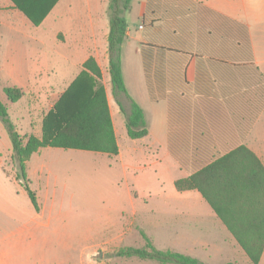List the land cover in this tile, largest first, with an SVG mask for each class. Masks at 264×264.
<instances>
[{
  "label": "crops",
  "instance_id": "crops-1",
  "mask_svg": "<svg viewBox=\"0 0 264 264\" xmlns=\"http://www.w3.org/2000/svg\"><path fill=\"white\" fill-rule=\"evenodd\" d=\"M146 2L130 3L128 15L136 7L135 36L131 39L127 24L120 61L126 93L142 110L148 133L132 140L127 154L119 147L116 156L102 154L116 158L123 171L133 175L126 193L130 204L123 207L119 200L116 216L127 215L132 222L154 226L155 211L138 199L143 179L151 175L143 172L152 164L159 170L154 171L155 179L167 185L160 203L162 218L178 227L176 239L170 242L187 244L180 254L197 259L200 252L230 253L247 264L245 253L200 194L172 189L175 181L241 145L264 168V0H164L174 9L162 16V22L160 13L156 15L150 6L147 10ZM107 7L108 0H39L35 8L40 13L35 17L41 21L34 25L14 0H0V100L7 111L9 104L24 98L37 116L20 136H41L43 118L90 57L101 72L116 142L122 136L124 118L119 120L122 113L108 86ZM73 69L75 77L57 99L47 100L45 108L38 106L39 99L51 91L50 74L67 77ZM7 87L23 91L21 99L10 103L3 92ZM119 100L127 110L128 100ZM40 150L25 165L27 181L39 187ZM9 162L12 165V144L0 120V264H51L41 251L51 242L66 244L55 254L53 264H68L74 258L66 257L68 242L81 247L103 232L104 226L100 230L88 223L71 226L57 209L56 183L51 190L48 181L39 193L32 191L38 204L35 210L27 192L18 189ZM263 194L253 196L251 211L260 207L259 200L264 204Z\"/></svg>",
  "mask_w": 264,
  "mask_h": 264
},
{
  "label": "trees",
  "instance_id": "trees-1",
  "mask_svg": "<svg viewBox=\"0 0 264 264\" xmlns=\"http://www.w3.org/2000/svg\"><path fill=\"white\" fill-rule=\"evenodd\" d=\"M37 1L39 0H14L17 9L34 25L41 21V18L35 17L40 13L35 8ZM131 1L108 0L107 55L113 99L124 115L127 137L136 140L145 137L148 131L142 110L128 98L120 61L121 45L127 32L124 14L129 10ZM47 9L45 8V12ZM101 79L95 60L88 58L83 63L81 72L43 118L39 138L34 135L20 136L0 101V120L12 144V160L18 169L17 179L25 180L26 162L32 154L46 147L118 155ZM3 92L10 103L17 102L23 96V91L16 87L4 88ZM122 97L129 102L128 110L124 109L119 100ZM174 187L178 192L196 190L236 240L249 263H260L264 251V204L259 200L257 203L260 207L256 211L251 209L254 208L253 196L264 192V168L251 151L245 146H238L187 178L175 181ZM25 191L34 209L38 210L35 194L28 187H25ZM140 234L145 240L144 247L123 248L114 256L158 264H203L177 252L157 250L142 232Z\"/></svg>",
  "mask_w": 264,
  "mask_h": 264
},
{
  "label": "rangeland",
  "instance_id": "rangeland-1",
  "mask_svg": "<svg viewBox=\"0 0 264 264\" xmlns=\"http://www.w3.org/2000/svg\"><path fill=\"white\" fill-rule=\"evenodd\" d=\"M146 1L148 11L152 7V9H155L156 15L157 12L160 13V22H162L163 15L169 16L170 11L174 9L164 5V0ZM135 12L136 7L129 15L127 12V14L125 13L128 27L132 32L131 39L135 36L133 30L134 21L137 19ZM76 73L77 70L73 69L71 72H68L67 77H63L59 73L55 75L50 74V77H48L49 84L47 85L51 86V91L45 99H39L38 106L41 105L45 108L43 105L47 100L55 101L58 93L64 89L67 83L69 84L72 81ZM108 86L110 87V82ZM33 107L32 105L29 107L27 100L24 98L15 104L8 105V117L19 135L27 133L25 130L28 129L30 119L36 121L37 116L32 114ZM36 109L38 110V108ZM39 111L42 112L41 108H39ZM122 115L119 114V120L124 118ZM119 120L115 119L116 122H120ZM121 135L117 140L118 147L123 154H127L129 148L134 143L127 137L124 126ZM36 156L33 158H36ZM39 157L37 167L42 172L41 180L39 181V183H42V186L39 187L37 182L29 184L27 178H25V180L18 179V189L25 191V187H28L31 191L39 193V189H43V184L46 181L49 182L51 190L54 183H56L55 189L58 193L56 201L58 205L57 209H60L64 220H68L71 226L88 223L90 227L91 225L96 226L94 227L95 229L99 227V230L102 225L104 226L103 232L100 231L97 236L95 235V238L93 236L90 242L82 244L81 247L79 243L68 242V256L66 257L70 258L69 255L74 257L69 260L68 264H158L153 261L139 260L137 258L114 256L118 250L123 248L144 247L145 240L140 232L151 241L157 250H171L178 253H182L185 250L187 244L178 241L170 242L171 239H176L174 232L178 227L162 218L160 203L161 198L164 197L163 193L167 192V185L160 178L158 180L155 179L154 171L157 173L159 170L153 169L152 164L147 168V171L145 169L143 172L150 173L151 175L147 174L145 176L147 177L145 178L147 181L143 179L142 182L144 183L138 189V199L142 200V202H148L147 207L155 211L152 214L154 226L145 227L137 221L132 222L127 215L123 217L116 216L118 213L116 208L120 204L119 200H122L123 207L128 208L130 204V199L126 193L131 187L133 176L123 171L122 165L116 158L107 157L99 153L62 149L42 151ZM8 165L17 176L18 169L13 160L12 165L11 162ZM172 190L177 193L175 189ZM133 195L136 197V194ZM37 196L41 197L38 194ZM180 234L185 233L182 232ZM65 246L66 244L51 242L49 245H44L41 251L44 254L46 253V261L53 264L56 261L55 254L61 252ZM198 255L197 260L203 264H246L232 254L229 256L230 253L220 255L215 252L208 254L200 252ZM58 261L60 263L63 262ZM259 264H264V254Z\"/></svg>",
  "mask_w": 264,
  "mask_h": 264
}]
</instances>
